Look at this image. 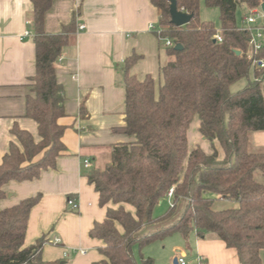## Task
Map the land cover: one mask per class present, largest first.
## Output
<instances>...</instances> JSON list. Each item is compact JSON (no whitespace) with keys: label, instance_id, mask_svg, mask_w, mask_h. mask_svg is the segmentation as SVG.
Listing matches in <instances>:
<instances>
[{"label":"trees","instance_id":"16d2710c","mask_svg":"<svg viewBox=\"0 0 264 264\" xmlns=\"http://www.w3.org/2000/svg\"><path fill=\"white\" fill-rule=\"evenodd\" d=\"M149 1L158 11L157 37L182 48L165 47L170 59L160 66L157 79L130 74L137 54L124 61V124L113 130L133 139L113 144L109 162L86 175L98 193V204L105 207L104 218L89 230L90 237L102 242L98 247L102 258L92 264H156L151 257H141L139 263L134 244L141 247L173 233L221 240L236 251L240 264H262L264 151L252 150L250 137L264 131V67L252 64L253 59L264 58V45L253 59L248 57L253 30L241 29L237 11L253 13L264 0H204L218 9L219 31L200 19L199 0H176L178 9L192 15L182 26L170 21L169 0ZM30 2L35 71L28 79L24 116L36 122L38 140L17 124L12 126L17 142L9 143L0 160V199L6 196L9 181L38 178L42 171L55 168L66 150L65 126L59 122L66 115V96L55 63L76 31L75 17L60 32L48 33L45 15L53 0ZM250 69L252 79L231 91ZM80 112L84 115L83 104ZM194 118L198 132L210 143L209 152L200 145L189 148ZM171 188L172 206L161 219L170 217L180 200L182 211L152 228L160 220L153 216L154 207ZM40 198L37 193L0 209V264H57L42 258L46 235L24 244L30 211ZM218 198L236 206L214 209Z\"/></svg>","mask_w":264,"mask_h":264},{"label":"crops","instance_id":"0c3cea01","mask_svg":"<svg viewBox=\"0 0 264 264\" xmlns=\"http://www.w3.org/2000/svg\"><path fill=\"white\" fill-rule=\"evenodd\" d=\"M31 16L30 0H0V160L9 143L17 142L11 133L14 124L38 140L36 122L24 116L28 79L35 71ZM73 17L76 31L55 63L66 96V115L59 119L65 126L62 140L66 150L57 158L56 167L42 171L38 178L9 181L4 186L6 196L0 199V209L40 193L28 217L24 244L46 235L44 260L92 264L102 258L98 251L102 242L90 237L89 230L104 218L105 207L98 204V193L86 175L90 169H101L109 162L113 144L133 139L113 130L124 124V61L137 54L130 74L138 79L151 74L157 79L160 66L170 58L165 52L162 59L161 40L149 28L150 23L157 26L158 21V11L149 0H53L45 15V31L58 33ZM82 104L84 115L80 114ZM192 124L194 130H188L189 148L200 145L206 152L211 151L210 143L197 130V118ZM250 139L251 148L264 151V131L252 132ZM218 152L222 156L219 148ZM85 159L90 161L87 167ZM69 196L77 201V209L66 204ZM235 206V202L220 198L213 204L218 210ZM54 237L59 239L58 244L52 242ZM196 251V260H206V264H240L236 251L218 239L196 236ZM260 256L264 264V249Z\"/></svg>","mask_w":264,"mask_h":264},{"label":"rangeland","instance_id":"374dc122","mask_svg":"<svg viewBox=\"0 0 264 264\" xmlns=\"http://www.w3.org/2000/svg\"><path fill=\"white\" fill-rule=\"evenodd\" d=\"M199 17L201 20L211 22L217 31L220 30V21L218 18L219 12L216 7H208L204 4V0H199ZM242 14L248 15L251 14L248 9L242 10L238 9L237 11V23L241 25ZM263 18H258L256 20L257 24L260 25ZM161 48L163 49L162 59L164 60L165 56V45L164 40H161ZM252 69L249 70L248 77H243L232 84L231 91H237L243 88L248 80L252 79ZM191 131L194 130L193 124L190 126ZM189 132V131H188ZM192 133H190V137ZM192 139V137H191ZM252 150L256 151L252 148ZM258 151V150H257ZM171 200V199H170ZM165 195L162 199H160L159 203L156 204L153 210V216L157 219H160L156 224L152 226L159 227L167 222L171 221L172 218L179 216L183 208L182 200L178 201L175 209L173 210V214L170 217H165V219H161L170 208L171 201ZM67 204V201H66ZM184 252L186 255L187 261L189 264H197V251H196V236L191 233L187 238H184L180 233H173L171 235L165 236L163 238L156 239L146 245L139 246V244L135 243L133 246V253L141 263V257H151L156 264H174L173 259L179 256V252Z\"/></svg>","mask_w":264,"mask_h":264},{"label":"built area","instance_id":"2783aa9c","mask_svg":"<svg viewBox=\"0 0 264 264\" xmlns=\"http://www.w3.org/2000/svg\"><path fill=\"white\" fill-rule=\"evenodd\" d=\"M263 17H264L263 13L260 8L259 10H254V12L251 14L243 15V18H242L243 26L241 29H252L253 30V33L248 42L249 43L248 57L252 59L254 58L253 56L257 54L258 51H260L264 45V22H262V24L260 25H256V20L258 18H263ZM79 28L83 29L84 25H80ZM149 28L152 29L156 33H160V29L157 26H155L153 23L149 24ZM24 34L30 35V32L25 31ZM217 39L220 40L221 37L217 36ZM164 45L165 47H172L175 45V43H173L170 39H164ZM60 58L61 57H59V59ZM252 64L258 67H264V58H255L252 60ZM89 163H90L89 159H85L83 161V164L85 167L89 166ZM172 192H173V189L171 188L166 194L169 200L171 199ZM67 204L70 205L71 209L73 210L78 208L77 201L70 196L67 198ZM170 205L172 206V203ZM52 242L55 244H58L60 241L57 237H54ZM80 253H84V251L80 250ZM64 255H67V251H64ZM176 260H177V264H188V261L185 255L182 253H180L179 256L176 257ZM200 260L201 259H198L199 261L198 264H200Z\"/></svg>","mask_w":264,"mask_h":264},{"label":"water","instance_id":"95a60500","mask_svg":"<svg viewBox=\"0 0 264 264\" xmlns=\"http://www.w3.org/2000/svg\"><path fill=\"white\" fill-rule=\"evenodd\" d=\"M260 8L264 16V1L261 3ZM169 14H170V21L176 26H182L187 24L192 17L191 14H188L183 10L178 9L176 0H169ZM263 22H264V17H263ZM181 48L182 46L180 44L174 45L175 50H179ZM235 52L237 54L240 53L239 50H236ZM173 263L177 264L176 258L173 259Z\"/></svg>","mask_w":264,"mask_h":264}]
</instances>
